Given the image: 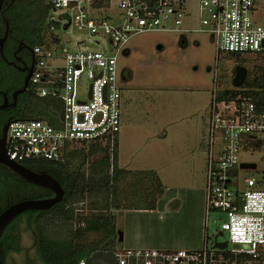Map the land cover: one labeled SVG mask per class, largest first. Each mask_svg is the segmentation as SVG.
<instances>
[{
  "label": "built area",
  "instance_id": "obj_1",
  "mask_svg": "<svg viewBox=\"0 0 264 264\" xmlns=\"http://www.w3.org/2000/svg\"><path fill=\"white\" fill-rule=\"evenodd\" d=\"M98 1L102 4L96 5ZM260 1L199 0L200 28L192 30L183 28L184 0H50V8L62 13L57 21L49 14L47 23L61 24L63 30L68 23L97 37L93 41L96 50L87 48L86 39L76 41L74 50L61 47L54 25L45 43L33 48V96L54 97L62 109L54 111V125L39 119L11 120L5 138L8 159L17 164L35 159L61 161L74 146H112L121 126L118 57L135 35L150 31L207 33L214 37L217 58L219 54L263 55L264 25L253 18ZM112 4L120 11L115 24L110 17H98ZM101 38L108 48L100 45ZM56 60L62 64L49 65ZM82 78L86 86L80 92ZM220 93L213 91L208 113L205 220L210 211L225 214L221 231L210 245L205 234L202 248L195 250L116 249L115 264H264V164L258 168L242 159L264 153V113L257 112L249 97L220 99ZM243 164L255 167L245 169ZM247 171L255 177L246 176ZM223 234L227 239L218 242Z\"/></svg>",
  "mask_w": 264,
  "mask_h": 264
},
{
  "label": "rangeland",
  "instance_id": "obj_2",
  "mask_svg": "<svg viewBox=\"0 0 264 264\" xmlns=\"http://www.w3.org/2000/svg\"><path fill=\"white\" fill-rule=\"evenodd\" d=\"M184 1L183 28L199 29V0ZM61 13L52 8L49 11L55 21ZM119 15V9L112 4L98 17H110L115 20L110 23L115 24ZM253 18L257 24L264 25V0L257 4ZM56 27L54 33L59 37L61 47L74 50L76 41L86 39L87 48L96 50L93 41L97 37H89L72 26L65 30L61 24ZM98 41L103 47H109L106 40ZM61 64L60 60L49 62V65ZM263 65L264 54L239 58L219 54L217 58L214 37L207 33L150 31L128 41L117 62L122 88L117 165L131 173L117 184L123 194L114 190L108 196L85 198L83 203L75 206L78 217L98 214L114 217V234L102 238L100 234H89L79 240L86 248L98 241L96 246L102 250L88 264H106L108 254L105 252L111 249L195 250L202 248L205 234L208 245L213 242L226 216L219 211H210L205 220L207 118L212 93L214 90L220 92L223 87L230 89L237 66L244 67L247 76L252 77ZM5 72L7 68L0 63V75L5 77ZM3 81L4 78L0 81V89L4 88ZM80 84L81 92L86 86L83 78ZM74 147L87 151L86 146ZM263 157V152H255L242 159L262 168ZM100 160V154L88 157L84 167L86 173L98 174ZM78 163L80 161L75 164ZM152 173L161 180L159 189L155 188L158 178ZM244 174L256 175L249 171ZM20 186L22 184H11L13 191L18 189V193H22ZM157 200L161 203L154 207ZM168 200L169 204L165 205ZM112 206H115L113 210ZM25 222L22 218L18 226V246L28 251L34 264H40L35 256L32 232L25 227ZM119 232L121 241L118 240ZM226 239V234L217 238L218 242ZM22 255L15 259L21 260ZM11 259L8 258V264Z\"/></svg>",
  "mask_w": 264,
  "mask_h": 264
},
{
  "label": "trees",
  "instance_id": "obj_3",
  "mask_svg": "<svg viewBox=\"0 0 264 264\" xmlns=\"http://www.w3.org/2000/svg\"><path fill=\"white\" fill-rule=\"evenodd\" d=\"M49 1L15 0L10 13L7 14L11 33L30 40L33 47L44 44L50 27L59 26L58 23L48 24L46 21L50 11ZM101 4L100 1L96 2V5ZM237 95L251 98L257 112L264 113V65L255 76L248 75L244 84L238 89L223 91L219 94V98L231 99ZM61 109L60 101L54 97L24 96L18 101L17 108L10 113V119H39L54 125V111L60 113ZM81 146L82 148L86 146L87 151L74 147L64 154L61 161L35 159L22 163L50 174L62 186L64 195L59 203L47 210L29 211L17 216L9 227V233L5 235V245H8L5 247V253L18 252L20 249L18 226L22 218H25L26 228L35 234V248L43 264H79L82 260L88 264L97 252H102L96 246L98 241L96 245L86 248L79 243V240L89 234H100L101 238L114 234V217L101 214L78 217L74 209L76 205L83 203L85 198H98L113 193L117 184L128 172L117 165V139L112 146L109 144L103 146L100 143ZM95 154L101 155V160L97 163L101 169L98 174L86 173L84 169L86 160ZM75 161L80 163L75 164ZM21 184L23 185L22 182ZM160 186L157 179L155 188L159 189ZM18 194L17 200L39 199L52 195L49 191L33 185H27V189ZM113 252V249L106 250L105 254H108L106 264H115Z\"/></svg>",
  "mask_w": 264,
  "mask_h": 264
},
{
  "label": "flooded vegetation",
  "instance_id": "obj_4",
  "mask_svg": "<svg viewBox=\"0 0 264 264\" xmlns=\"http://www.w3.org/2000/svg\"><path fill=\"white\" fill-rule=\"evenodd\" d=\"M14 1L15 0H0V39L4 37L5 22L8 23L7 14L10 13ZM33 48L34 47L32 46L30 40L22 39L20 35L16 33H11L10 29L8 30L6 39L3 44V56L0 55V63H2L7 68V72H5V77H0V81L2 80L1 78H4V88L0 89V105H2L4 103V99H6V108L4 110H0V137L3 125L7 122V120H11L10 113L17 108L18 101L24 96L28 97L33 95V92L30 87V79L31 75L34 72L36 63V58L33 54ZM19 91L22 92L20 93ZM14 92H19L16 96L15 101L13 100ZM19 165L24 168L30 169L33 172H42V170L37 167H28L23 165L22 163H19ZM13 182L16 186L18 185V183H23V185L20 186L21 190H23L22 192L27 189V185H31L22 181L11 170L0 164V214L12 204L22 201L15 199L18 193V189H15L14 191L12 190L11 184ZM51 197H53V194L51 196L42 197L39 199H48ZM13 220L9 222V224L5 227L0 237L1 263L8 264V258H12L11 264H34L28 255V251H23L22 248H20L18 252L10 251L5 253V247H8V245H5V235L7 234V232L9 233V227L11 226ZM31 232L32 237L34 238L33 248L35 250V256L40 262V264H43L39 260L37 255V248H35V234L33 233V231ZM9 240L11 241V239ZM14 242L17 243L16 241ZM21 253L23 254L22 259L19 261L16 260L15 256H19Z\"/></svg>",
  "mask_w": 264,
  "mask_h": 264
},
{
  "label": "water",
  "instance_id": "obj_5",
  "mask_svg": "<svg viewBox=\"0 0 264 264\" xmlns=\"http://www.w3.org/2000/svg\"><path fill=\"white\" fill-rule=\"evenodd\" d=\"M68 27V23H66L64 29ZM8 23L5 22V34L4 37L0 39V55L3 56V44L6 39L8 33ZM81 42L77 43L79 45ZM161 50V47H159ZM247 78V70L242 66H237L234 71V77L232 79V86L234 88H239L243 85ZM20 93L22 91H19ZM19 92L13 93V100H16V96ZM6 108V99H4V103L0 105V110H4ZM11 120H7V122L3 125L0 137V164L11 170L15 175H17L22 181L25 183L46 189L53 194V197L48 199H29L22 200L17 203L12 204L8 208H6L0 214V237L5 229V227L11 222L15 217L21 215L22 213L29 211H43L51 208L55 204L59 203L64 195V189L60 185V183L54 179L50 174L45 171L42 172H33L30 169L24 168L19 164L8 159L5 151V138L6 131ZM242 168L251 169L254 168V164H243ZM119 241L122 240V234L119 232ZM225 247V244L222 245ZM0 264L1 260H0Z\"/></svg>",
  "mask_w": 264,
  "mask_h": 264
},
{
  "label": "crops",
  "instance_id": "obj_6",
  "mask_svg": "<svg viewBox=\"0 0 264 264\" xmlns=\"http://www.w3.org/2000/svg\"><path fill=\"white\" fill-rule=\"evenodd\" d=\"M183 43H184V41H183ZM248 74V73H247ZM233 77H234V75H233ZM248 77V76H247ZM244 84V83H243ZM232 89H238V88H234L233 86H231L230 87V89L229 88H227V89H225L224 87L221 89V91L220 92H223V91H229V90H232ZM207 123H208V118H207ZM126 170V169H125ZM127 172H128V174L125 176L126 178L130 175V173H131V171L130 170H126ZM156 174V173H155ZM157 178H158V180H159V183H160V185L162 186V184H161V180L159 179V177L157 176ZM121 181V180H120ZM124 181H126V180H124ZM130 180L128 179V181H127V183L129 182ZM120 183V182H119ZM118 183V184H119ZM129 185H130V183H128ZM128 186V185H127ZM125 189V187L123 188V190ZM148 190V189H147ZM115 191H117V194H119V191L121 192L122 190L120 189V187L119 186H116V189H115ZM122 194H123V191L121 192ZM112 196V195H111ZM120 196V195H119ZM160 197V196H159ZM203 194H202V201H203ZM123 198V197H122ZM122 198H121V202H123L122 201ZM204 200H205V197H204ZM169 201L170 200H168L166 203H165V205H167V204H169ZM202 201H201V203H202ZM159 203H161V200H157V201H154V207L155 206H157V204H159ZM202 205V204H201ZM114 209V206H112V210ZM147 211V210H146ZM150 211H152V210H150Z\"/></svg>",
  "mask_w": 264,
  "mask_h": 264
}]
</instances>
